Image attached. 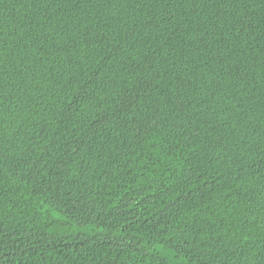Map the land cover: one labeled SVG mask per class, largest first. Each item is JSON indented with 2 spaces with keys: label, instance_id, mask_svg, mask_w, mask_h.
Instances as JSON below:
<instances>
[{
  "label": "trees",
  "instance_id": "obj_1",
  "mask_svg": "<svg viewBox=\"0 0 264 264\" xmlns=\"http://www.w3.org/2000/svg\"><path fill=\"white\" fill-rule=\"evenodd\" d=\"M0 264H264V0H0Z\"/></svg>",
  "mask_w": 264,
  "mask_h": 264
}]
</instances>
